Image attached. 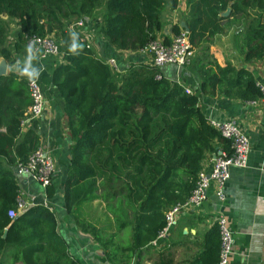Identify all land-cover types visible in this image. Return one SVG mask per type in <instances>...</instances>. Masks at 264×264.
<instances>
[{
	"label": "trees",
	"instance_id": "trees-1",
	"mask_svg": "<svg viewBox=\"0 0 264 264\" xmlns=\"http://www.w3.org/2000/svg\"><path fill=\"white\" fill-rule=\"evenodd\" d=\"M180 1L193 51L228 27L251 20L238 34L237 46L245 62L262 61L264 66V0H0V56L9 65L14 58L6 47L3 18L19 23L15 52L32 37L52 36L62 55L51 80L63 101L72 141L64 206L79 230L99 244L109 264H130L135 250L155 241L166 226L167 211L184 204L195 188L206 154L230 155L231 143L203 114L198 96L164 78L157 67L132 63L118 80L115 69L78 31L83 53L67 54L71 30L65 20L91 18L100 10L102 33L111 47L134 52L157 40L162 10L168 2L177 8ZM182 30L176 24L172 33ZM192 61L194 57L188 65ZM197 74L204 95L242 102L262 98L246 68L209 59ZM27 80L0 75V264H81L57 233L51 211L43 206L17 209L19 187L8 166L25 164L40 142L36 122L33 129L21 127L30 101ZM45 191L48 198L54 195L52 182ZM95 201L103 205L102 217L110 216L109 228L82 218V206ZM11 210L17 211L14 218L8 215ZM127 227L132 229L128 245L121 235ZM218 230L216 223L204 252L191 264H208L209 258L217 264Z\"/></svg>",
	"mask_w": 264,
	"mask_h": 264
},
{
	"label": "crops",
	"instance_id": "crops-1",
	"mask_svg": "<svg viewBox=\"0 0 264 264\" xmlns=\"http://www.w3.org/2000/svg\"><path fill=\"white\" fill-rule=\"evenodd\" d=\"M176 7L172 8L168 2L162 10V31L158 34L157 40H170L174 36L173 26L184 21L182 17L185 10L184 2L180 1ZM97 15H100V10H97L91 18L73 17V23L78 21L82 23V27L77 31L83 35L102 60L106 63L109 59L116 61L118 80L132 63L151 65V57L143 50L129 52L111 47L103 36L101 17ZM10 20L15 21V26H13L15 30H11L9 40H6V47L13 54L14 64L17 60L24 59L27 44L20 45L19 50L14 51L19 23L15 19ZM71 23L70 20H65L66 26ZM249 23H251L250 20H243L240 25L228 27L224 34L201 43L199 48L193 51L194 61L189 65L183 67L167 65L158 68L164 78L184 88L187 87L191 94L198 96V106L212 124L227 120L234 121L248 138L250 147L247 165L230 167L225 200L218 201L211 186L207 192V198L202 203L196 207L183 208L177 215L176 222L164 234L159 235L150 245L135 250L130 264H191L196 255L204 252L206 236L219 218L226 220L233 234V253L229 264H264V105L260 99L254 102H242L222 96L204 95L200 92V79L197 74V70H201L211 59L220 66L230 64L235 68H246L253 73L257 83L264 85L263 62H245L237 46L238 34ZM227 32L232 33V36L226 35ZM36 51L40 56L41 50L36 49ZM62 60V55L59 54L40 57L38 61H35L36 64L44 66V70L36 80L44 94L45 110L38 119L23 122L24 115L30 107V100L21 121L23 130L33 129V123H37L39 148L49 152L56 161L57 173L51 181L55 187L54 195L48 198L45 187L28 175L18 174L15 165L8 166V168L13 172L19 187L18 201L26 206L20 211L33 206L47 208L53 213L56 231L66 242L71 256L78 259L81 264H109L99 244L91 236L79 230L74 223L73 216L67 213L64 206L63 190L70 162L69 147L72 141L62 109L63 101L51 80L53 69ZM3 62L6 64L4 76L11 74L20 76L10 70L11 65L0 56V65ZM218 149L222 150V145L217 146ZM214 157V152L206 154L202 162L203 171L211 170ZM103 211V205L100 206L96 201L85 204L81 208L82 218L89 225L109 228L110 216L103 218L100 214ZM121 235L125 237L124 243L130 244L132 229L130 227L123 229ZM14 264L22 263L14 262ZM208 264H213L210 258Z\"/></svg>",
	"mask_w": 264,
	"mask_h": 264
},
{
	"label": "built area",
	"instance_id": "built-area-1",
	"mask_svg": "<svg viewBox=\"0 0 264 264\" xmlns=\"http://www.w3.org/2000/svg\"><path fill=\"white\" fill-rule=\"evenodd\" d=\"M66 27L68 30L77 31L82 27V23L78 21L69 24ZM30 41H34L36 49L41 50V58L60 54L56 44L48 37H32L28 40L27 44ZM143 51L151 57V65L157 68H162L167 65L183 67L188 65L193 56V50L191 49L187 32L184 30L179 34L174 35L168 43L161 40L153 41L145 47ZM107 64L115 69V71L118 69L117 63L114 59L107 60ZM27 85L31 103L28 112L24 115V120L22 119L23 122L38 119L42 116L45 110L44 94L38 81L36 79H28ZM258 85L263 93L260 100L264 105V85L260 83H258ZM184 90L186 93L191 92L187 87H185ZM212 125L220 131L223 137L231 141L232 153L227 155L226 153L219 151L215 154L211 170L209 172L203 170L199 172L196 186L186 202L167 211L165 215L166 226L161 234H164L176 222V217L183 208L196 207L202 203L207 198V192L211 186L214 189L217 200H225V188L230 177V167H245L247 165V155L250 147L249 140L241 132L239 126L231 120L214 122ZM15 168L18 174L30 176L32 179L40 183L42 187L49 185L52 181V177L57 173V164L54 157L41 148L37 149L28 158L25 164H17L15 165ZM25 207L24 203L18 201V211ZM8 215L10 218H14L17 215V211L11 210ZM217 224L220 234V250L217 264H229L230 257L233 253L234 240L232 230L229 228L224 218H219Z\"/></svg>",
	"mask_w": 264,
	"mask_h": 264
},
{
	"label": "clouds",
	"instance_id": "clouds-1",
	"mask_svg": "<svg viewBox=\"0 0 264 264\" xmlns=\"http://www.w3.org/2000/svg\"><path fill=\"white\" fill-rule=\"evenodd\" d=\"M69 41L66 44L67 54L73 56H80L85 48L84 42L80 39L79 33L75 30L68 33ZM40 59L39 54L36 51V44L34 41H30L25 47V57L23 60H17L10 66V70L26 77L29 80H34L39 77L41 72L44 70V66L38 65L35 61Z\"/></svg>",
	"mask_w": 264,
	"mask_h": 264
},
{
	"label": "rangeland",
	"instance_id": "rangeland-1",
	"mask_svg": "<svg viewBox=\"0 0 264 264\" xmlns=\"http://www.w3.org/2000/svg\"><path fill=\"white\" fill-rule=\"evenodd\" d=\"M251 14H252V12H251ZM98 17H100V15H97ZM3 20V19H2ZM67 20H70L72 23H73V17L72 18H69V19H67ZM251 21V20H250ZM3 22L5 23V25L7 26V31H8V35H7V39L9 40V36H10V33H11V30L13 29V31L15 30L14 28H13V26H15V21H13V20H10L9 18H6L5 20H3ZM71 23V24H72ZM226 35H229V36H232V33H228L227 32V34ZM48 38H50V39H52V40H54V38L52 37V36H49ZM55 41V40H54ZM90 208V207H89ZM95 208H96V206H95ZM90 209H92V208H90ZM94 209V208H93ZM129 230V229H128Z\"/></svg>",
	"mask_w": 264,
	"mask_h": 264
},
{
	"label": "water",
	"instance_id": "water-1",
	"mask_svg": "<svg viewBox=\"0 0 264 264\" xmlns=\"http://www.w3.org/2000/svg\"><path fill=\"white\" fill-rule=\"evenodd\" d=\"M229 12H230V9H227V10L223 13V16H224V17L228 16ZM180 27H181L185 32L188 33L189 29H188V27H187V25L185 24L184 21L180 23ZM5 66H6V64H5L4 62L1 63V65H0V75L5 74Z\"/></svg>",
	"mask_w": 264,
	"mask_h": 264
}]
</instances>
